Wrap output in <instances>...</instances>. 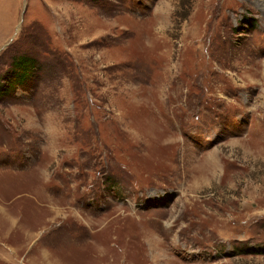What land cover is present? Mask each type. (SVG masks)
<instances>
[{"label":"rangeland","instance_id":"374dc122","mask_svg":"<svg viewBox=\"0 0 264 264\" xmlns=\"http://www.w3.org/2000/svg\"><path fill=\"white\" fill-rule=\"evenodd\" d=\"M0 264H264V0H0Z\"/></svg>","mask_w":264,"mask_h":264},{"label":"trees","instance_id":"16d2710c","mask_svg":"<svg viewBox=\"0 0 264 264\" xmlns=\"http://www.w3.org/2000/svg\"><path fill=\"white\" fill-rule=\"evenodd\" d=\"M27 61H29V60H27V59H25V58H20V57H18V59H16V61H15V66L16 65H18V66H20V68H21V72H20V74H18L15 78H14V80H15V83L14 84H19V83H22L23 82V80L25 79V75H26V73H24V63L25 62H27ZM20 70V69H19ZM9 87V86H8Z\"/></svg>","mask_w":264,"mask_h":264}]
</instances>
